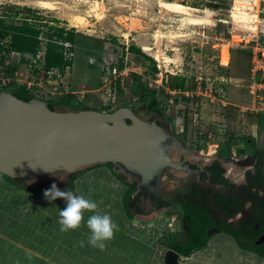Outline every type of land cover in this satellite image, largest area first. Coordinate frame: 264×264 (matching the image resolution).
Returning <instances> with one entry per match:
<instances>
[{"label":"rangeland","instance_id":"374dc122","mask_svg":"<svg viewBox=\"0 0 264 264\" xmlns=\"http://www.w3.org/2000/svg\"><path fill=\"white\" fill-rule=\"evenodd\" d=\"M38 1L0 0V16L17 22L14 13L21 18L28 14L23 9L27 7L76 30L73 50L66 52L73 65L64 74L46 73L45 49L35 59L11 54L0 60V92L13 76L18 84L31 83V96L56 111H80L81 104L105 113L127 106L147 118L140 82L153 92L155 107L171 123L177 141L179 133L190 157L210 160L216 147L227 143L239 155L247 139L258 148L263 145L264 0H52L55 10L40 7ZM163 1L196 9L192 13L204 20L203 25L163 9ZM79 17L84 18L80 25ZM131 45L138 51L130 52ZM224 48L228 66L221 64ZM157 51L161 61L155 57ZM171 76L184 77V91L170 88ZM67 90L74 94L73 102L60 104ZM177 153L170 156L178 162ZM239 158L232 153L233 162ZM79 171L87 172L76 180L75 192L98 207L85 210L80 227L66 232L59 224V210L66 206L38 199L19 186L44 193L55 183L62 190L70 173L57 171L16 183L0 174V264H165L169 245L185 241L181 206L164 194L177 185L172 184L176 178L165 177L160 202L137 196L141 213L130 220L122 198L133 177H122L123 183L116 177L122 170L114 166H86L74 173ZM97 212L109 214L118 225L103 250L87 243L86 220ZM179 262L264 264V258L240 250L228 236L214 235L205 249L181 256Z\"/></svg>","mask_w":264,"mask_h":264},{"label":"water","instance_id":"95a60500","mask_svg":"<svg viewBox=\"0 0 264 264\" xmlns=\"http://www.w3.org/2000/svg\"><path fill=\"white\" fill-rule=\"evenodd\" d=\"M182 148L170 131L141 121L130 107L61 112L0 92V173L13 180L112 164L122 170L119 176L137 181L138 193L150 184L159 188L166 176L176 178L171 173L178 162L170 155ZM179 259L172 249L165 254V264Z\"/></svg>","mask_w":264,"mask_h":264},{"label":"flooded vegetation","instance_id":"af4514ba","mask_svg":"<svg viewBox=\"0 0 264 264\" xmlns=\"http://www.w3.org/2000/svg\"><path fill=\"white\" fill-rule=\"evenodd\" d=\"M51 109L55 110L53 107ZM132 110L141 121L155 123L164 131L171 132V123L161 113L144 111L148 116L146 118L137 109ZM126 122L131 124L129 119ZM177 135L184 148L177 151L179 161L176 173L179 175L172 182L177 185L164 194L181 206L184 232L188 226V205H194L205 210L209 216L212 224L208 232L210 238L214 235L228 236L240 250L264 258L255 251L242 249L259 248L264 252V143L258 148L253 139H247L239 155L232 152L230 143H227L223 147L217 146L210 160L203 156L194 159L190 157L192 152L185 147L179 133ZM232 153L240 156L238 162H233ZM131 183L137 186L136 180ZM160 187L150 184L146 189L134 193V204L140 206L135 200L137 196L158 202L164 200Z\"/></svg>","mask_w":264,"mask_h":264},{"label":"trees","instance_id":"16d2710c","mask_svg":"<svg viewBox=\"0 0 264 264\" xmlns=\"http://www.w3.org/2000/svg\"><path fill=\"white\" fill-rule=\"evenodd\" d=\"M28 14L18 17V13H14L17 22H7L4 16H0V60L4 62L11 54H19L22 56H28L32 59L38 57V55L45 49L42 69L46 73L59 71L64 74L67 68L72 67V58H68L67 51H72L76 41V30L67 29L60 26V21L56 18L52 20L44 19L38 10L32 8H23ZM69 44L71 47H66ZM129 51L134 53L137 48L134 45L129 46ZM157 71L156 67L153 68ZM138 83V87L142 92L141 99H144V104L148 105L147 108H142V111H155L159 113V110L155 107L154 94L152 91L143 88V84ZM184 77L171 76L169 78V86L176 91H184L185 89ZM33 88H28L26 84H18L13 76L10 79L8 85L4 86L2 90L11 92L16 97L23 101H30L33 99L31 96ZM74 94L67 92L66 96L59 101L60 104L72 101ZM73 102V101H72ZM147 107V106H146ZM91 109L87 106H81L80 110ZM102 167L112 168V164L99 165ZM88 171V170H87ZM87 171H79L77 173H71L68 178L67 187L62 190L72 189L76 190V180L78 177L83 176ZM1 174V173H0ZM2 175V174H1ZM9 182L16 183L15 180L3 175ZM116 177L125 183L124 179L116 174ZM129 189L125 192L122 201L123 207L127 217L130 220H134L136 214L141 213L139 205L134 204L133 195L136 192L135 184H127ZM20 189L29 192L32 196L45 200L50 203H60L66 206V202L63 198H57L55 201H49L44 197V193L38 188H27L26 186H19ZM135 210V212H133ZM186 220L188 223L187 229L184 232L185 241L172 242L169 248L176 251L183 257H189L194 252L203 250L207 247V243L210 240L208 234L212 224L209 221V216L205 210L198 208L194 205H188L186 211ZM243 250L255 251L264 257L262 249H248L243 247Z\"/></svg>","mask_w":264,"mask_h":264},{"label":"clouds","instance_id":"9594fccd","mask_svg":"<svg viewBox=\"0 0 264 264\" xmlns=\"http://www.w3.org/2000/svg\"><path fill=\"white\" fill-rule=\"evenodd\" d=\"M44 197L49 201H55L57 198L65 200L66 207L59 210L60 230L64 232L80 227L85 210H95L98 207L94 200L77 194L72 189L60 190L55 183L44 191ZM86 225L90 231L87 243L101 250L105 247V242L111 240L114 231L118 229V225L106 213L97 212L90 215ZM80 244L83 246L84 241H80Z\"/></svg>","mask_w":264,"mask_h":264},{"label":"bare ground","instance_id":"6f19581e","mask_svg":"<svg viewBox=\"0 0 264 264\" xmlns=\"http://www.w3.org/2000/svg\"><path fill=\"white\" fill-rule=\"evenodd\" d=\"M40 7L44 8V9H48V10H55L56 9V6H55V2H53L52 0H39L38 1ZM259 3V2H258ZM249 5V4H248ZM161 7L163 9H166L170 12H173V13H178V14H181L183 16H185V19L187 21H189L190 24H193V25H203L204 23V20L201 19V18H198V17H195L194 14L192 13L193 11H195L196 9L194 8H191V7H188V6H185L181 3H178V2H161ZM234 9V8H233ZM242 9V8H241ZM94 10L97 12V10H100L99 9V6H95ZM237 11V10H236ZM239 11V9H238ZM235 12V11H234ZM243 12V11H242ZM238 14L240 15H244L245 17L248 16L247 13H241L238 12ZM235 17H239L238 15H235ZM233 16V17H234ZM256 16V15H255ZM234 17V18H235ZM252 18V17H251ZM254 18V16H253ZM184 19V18H183ZM84 18L83 17H79L77 18V23L80 25L82 24ZM250 20V19H249ZM258 21V19H257ZM256 22V21H255ZM145 51H152V48L150 47H146L144 48ZM155 57L158 61H161L162 58H161V55H160V52L157 51L156 54H155ZM166 61V60H165ZM221 64L224 65V66H228L229 64V56H228V51H227V48H224L222 50V58H221ZM203 156V155H202Z\"/></svg>","mask_w":264,"mask_h":264},{"label":"built area","instance_id":"2783aa9c","mask_svg":"<svg viewBox=\"0 0 264 264\" xmlns=\"http://www.w3.org/2000/svg\"><path fill=\"white\" fill-rule=\"evenodd\" d=\"M127 65L128 64L125 65L126 69L128 68ZM129 69H131V68H129ZM49 73H51V72H49ZM163 78H164V75L162 74L161 75V79H160V85L162 84ZM27 86H28V88H32V84L31 83H28ZM199 89H201V87H199Z\"/></svg>","mask_w":264,"mask_h":264}]
</instances>
